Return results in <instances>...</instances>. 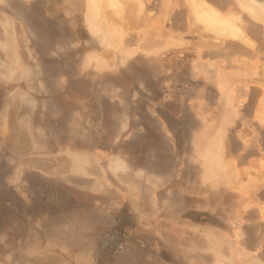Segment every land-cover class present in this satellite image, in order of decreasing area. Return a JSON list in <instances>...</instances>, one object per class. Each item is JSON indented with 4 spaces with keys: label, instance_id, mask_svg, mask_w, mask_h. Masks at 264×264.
Returning <instances> with one entry per match:
<instances>
[{
    "label": "rangeland",
    "instance_id": "1",
    "mask_svg": "<svg viewBox=\"0 0 264 264\" xmlns=\"http://www.w3.org/2000/svg\"><path fill=\"white\" fill-rule=\"evenodd\" d=\"M204 1L250 39L243 63L229 34L189 25L188 0H0V264H263L264 221L246 220L264 190V0ZM198 46L239 84L198 81Z\"/></svg>",
    "mask_w": 264,
    "mask_h": 264
},
{
    "label": "crops",
    "instance_id": "2",
    "mask_svg": "<svg viewBox=\"0 0 264 264\" xmlns=\"http://www.w3.org/2000/svg\"><path fill=\"white\" fill-rule=\"evenodd\" d=\"M182 1V0H181ZM187 7L188 6V8H187V10H186V12H185V10H184V7ZM181 7H183V11L185 12V15H186V18H187V20H188V23H189V25L191 24V21H192V18H197V21H198V23L199 24H203L205 27H206V30L207 31H211V32H214V33H216V34H218L219 32H216L215 30H213L210 26H208V24L201 18V17H199V15L197 14V12H196V9H195V7L193 6V4L188 0V2L187 3H184V5L182 4V6ZM190 8H192L193 9V11H194V15H192V13H191V9ZM178 13L179 12H177V10H175L174 12H173V14H172V17H171V19L170 20H168L167 21V24H171L170 25V28L171 29H169V27L167 28V30H171V33L172 34H174V33H178V31H177V27H176V24H177V22H178V20H177V15H178ZM188 27V26H187ZM205 30V29H204ZM220 35H227V34H221V33H219ZM175 35V34H174ZM228 36V38H226L228 41H226L225 39L223 40V42H226L227 43V45L229 46V45H236V47H237V50L234 52V53H230V57H238L239 58V60L243 63V60H247L249 57L247 56L248 55V53H246V51H247V48H245V47H242V46H240V48L238 47L240 44H238V42H236V41H241L240 39H237V38H235V37H232V36H230V35H227ZM184 37V36H183ZM229 37L230 38H232V39H234L235 41L234 42H231L230 40H229ZM184 40H191L192 39V37H184L183 38ZM194 45V44H193ZM183 47H187V48H189V46H190V44H183L182 45ZM197 49H199V55L201 56V58L200 57H198L196 60L198 61L197 63H198V65L197 64H193L192 65V70H191V72L193 73V74H196L197 75V79H198V81H205V80H209L210 81V83L213 85L214 84V82H215V86H221V85H228V86H237L239 83V78H238V75H237V71H239V69H238V67L236 66V65H234V66H231V65H229V64H225V65H221V67H219L218 68V64L216 63V60H213V59H211V60H209L208 58H207V56H210L209 54V52L208 51H206L205 49L203 50L202 48H200L199 46L197 47ZM239 50H242L241 52H238ZM212 55V54H211ZM203 56V57H202ZM236 66V67H235ZM261 67H263V66H261ZM253 71V70H252ZM187 82L189 81V82H194V81H197V80H195L192 76H191V74H189L188 76H187V79H185ZM241 83V85H245V86H247V84H245V83H243V82H240ZM208 85H209V82L207 83ZM206 84V85H207ZM203 101H206V99H202ZM254 113V112H253ZM252 113V114H253ZM254 117V116H253ZM255 117H256V119H263L264 118V114L262 113V111L260 110V111H257L256 113H255ZM255 119V118H254ZM216 127V126H215ZM217 129H218V127H216ZM216 128H213L214 130L216 129ZM257 128L258 127H256L255 125H252L251 126V129H256L257 130ZM212 130L210 129V131L208 132V136H213V134H212ZM264 135V134H263ZM204 138H207L206 137V135L204 134V136H198V138H197V148H198V150H199V152H201L202 153V155H204V156H206L207 154L210 156V153H209V151L211 152V153H215V151H216V145H217V143L215 142V144L214 145H208L207 143H208V141L206 142L205 140H207V139H204ZM209 140H211V139H209ZM204 142V143H203ZM204 144V145H203ZM208 149V150H207ZM206 151V152H205ZM253 152H258L259 154H258V157H260V158H258V159H256V160H253L254 162H253V165H251V166H256L257 168H260L259 169V173L260 174H262V176L264 177V170H262V168H264V147H262V148H254L253 149ZM207 153V154H206ZM251 164H252V162H251ZM113 165H117V166H119V168H120V170H122V169H124L123 168V164L120 162V161H118V162H115V164H113ZM260 196H262V198H264V190H262L261 192H259V193H252L251 194V200L252 199H257V200H259L258 202H259V205H260V207H261V213H259V214H257V216H252V217H250L251 219H247L246 221H247V223H246V225H247V227L248 228H250V227H252L253 228V225L255 226V227H257L256 225H257V223H256V221H258V220H260V221H264V199H260ZM259 211V210H258ZM219 229H222V228H220L219 227ZM251 231H253V229L251 230ZM260 231L256 228L255 229V232L253 233H251V235L249 236V238H248V240H247V242H246V244L248 245L247 247L249 248V250H252V251H248V252H251L252 254H254L255 256H256V258L257 259H259V261H261V259H260V257L259 256H257L254 252H253V249H254V246L256 247L258 244H259V235H258V233H259ZM248 237V236H247ZM262 237H263V235H262ZM263 244H264V241H263ZM235 245H238L237 243H235ZM240 248H242V249H244V250H246V246L245 245H242V246H239ZM240 260H241V258H239L238 259V257H237V259H236V264L238 263V264H240ZM262 262V261H261ZM263 264H264V262H262Z\"/></svg>",
    "mask_w": 264,
    "mask_h": 264
},
{
    "label": "bare ground",
    "instance_id": "3",
    "mask_svg": "<svg viewBox=\"0 0 264 264\" xmlns=\"http://www.w3.org/2000/svg\"><path fill=\"white\" fill-rule=\"evenodd\" d=\"M108 1H110L111 5L113 7H114V4H117V7H119V5H121V3H122L121 2L119 4V0H108ZM189 1L195 7L196 12L199 15V17H201L208 24V26H210L216 32L229 34L232 37L240 38L244 41H248V42L250 41V39L244 34V31L239 26V24H236L234 22V19L231 18L230 16H225V15L221 14L217 9L210 6L204 0H189ZM115 7H116V5H115ZM98 26H100V25H98ZM204 139H206V138H204ZM115 167L119 168V166H117V165H115ZM253 258H254V256H253ZM248 260H249V264H252V263L258 264L255 261L252 262V258L248 257ZM246 264H248V263H246Z\"/></svg>",
    "mask_w": 264,
    "mask_h": 264
}]
</instances>
